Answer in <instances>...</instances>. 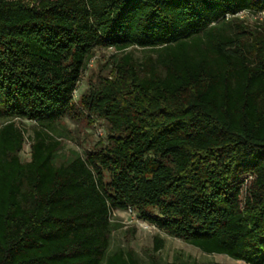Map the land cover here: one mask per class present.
<instances>
[{
    "label": "trees",
    "instance_id": "1",
    "mask_svg": "<svg viewBox=\"0 0 264 264\" xmlns=\"http://www.w3.org/2000/svg\"><path fill=\"white\" fill-rule=\"evenodd\" d=\"M241 10L264 0H0V264H139L131 248L108 253L111 214L126 209L264 264V20ZM106 48L115 74L78 106ZM84 112L106 142L55 163L61 142L43 127ZM17 120L37 124L26 161Z\"/></svg>",
    "mask_w": 264,
    "mask_h": 264
},
{
    "label": "rangeland",
    "instance_id": "2",
    "mask_svg": "<svg viewBox=\"0 0 264 264\" xmlns=\"http://www.w3.org/2000/svg\"><path fill=\"white\" fill-rule=\"evenodd\" d=\"M247 23L256 22L250 15H243ZM136 62L150 54V51L140 48H129ZM113 49H96L82 71L80 80L73 92V101L79 106L81 95L103 78H111L115 74ZM1 123V120H0ZM24 130L25 141L20 152L23 161L29 159L30 138L37 124L29 120H17ZM53 138L60 140L61 145L56 151L53 161L61 163L95 149V146L107 140L106 124L95 116L76 113L73 117L64 116L43 127ZM154 211V210H152ZM112 230L109 236L108 253L131 248L139 264H165L176 261L187 264H247L242 260L233 259L225 254L207 253L201 249L168 234L140 218L134 210H115L111 214ZM162 240V247L154 250V239Z\"/></svg>",
    "mask_w": 264,
    "mask_h": 264
},
{
    "label": "built area",
    "instance_id": "3",
    "mask_svg": "<svg viewBox=\"0 0 264 264\" xmlns=\"http://www.w3.org/2000/svg\"><path fill=\"white\" fill-rule=\"evenodd\" d=\"M235 15L239 16L240 18H242L243 15H250L252 16L254 19H256V21H262L264 20V11H259L256 13H251L247 10H241L239 12H237ZM131 210V209H129Z\"/></svg>",
    "mask_w": 264,
    "mask_h": 264
}]
</instances>
